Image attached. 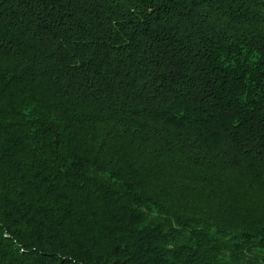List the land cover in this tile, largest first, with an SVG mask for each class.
I'll return each instance as SVG.
<instances>
[{"label": "trees", "instance_id": "1", "mask_svg": "<svg viewBox=\"0 0 264 264\" xmlns=\"http://www.w3.org/2000/svg\"><path fill=\"white\" fill-rule=\"evenodd\" d=\"M0 264H264V0H0Z\"/></svg>", "mask_w": 264, "mask_h": 264}]
</instances>
